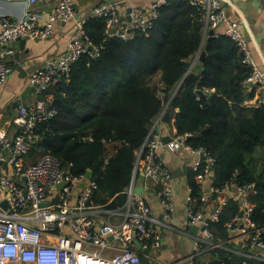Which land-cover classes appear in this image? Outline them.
Segmentation results:
<instances>
[{
    "label": "built area",
    "instance_id": "obj_1",
    "mask_svg": "<svg viewBox=\"0 0 264 264\" xmlns=\"http://www.w3.org/2000/svg\"><path fill=\"white\" fill-rule=\"evenodd\" d=\"M11 1L23 4L25 9L19 16L0 14V89L14 70V64L7 63L1 56L12 52L10 47L15 41L46 39L53 33L55 23L68 22L75 16L74 0H41L53 3L51 13L41 24L39 15L33 12V5L38 0ZM186 1L201 13L205 31L213 29L216 36H228L235 43L242 54V62L251 68L247 81L264 89V72L252 59L248 40L241 34L242 21L228 17L222 0ZM167 2L151 0L148 13L132 6L121 12L119 1L99 2L89 17L104 21L102 44L95 46L84 23H77L66 51L33 70L28 76L29 83L42 95L60 81H68L73 64L81 57L95 59L99 56L103 42L148 35L158 17V9ZM158 94L163 95L161 91ZM256 103H264V96ZM167 107L168 103H165L152 121L137 154L133 178L125 191V204L106 208L105 205H93L91 201L97 188L93 178L65 172L54 155L45 154L33 163L25 162L24 156L39 138L38 123L54 117L57 109L48 97H39L30 104H18L15 108L18 133L9 137L5 129H0V162H6L13 170V175L4 173L0 177V190L7 201L5 209L0 205V264H164L153 260L149 252L162 245L158 224L173 228L162 223L142 195L135 192V173L141 168L144 176L157 185L156 195L163 208V218L169 222L175 209V192L172 171L164 163L158 151L160 147L176 151L183 146L195 155L192 170L196 172L195 178L201 188L210 179L215 161L203 148L194 149L185 143L189 134L175 135L164 142L158 126ZM201 160L205 164L200 170ZM82 182H85L84 187ZM230 188H233L235 199L240 201L242 216L238 214L226 223L229 237L219 242L212 240L209 223L218 219L228 200L216 202L208 215L204 212L206 196L200 197L201 204L196 207L191 189L187 188L185 218L190 227L197 226L196 233L186 232L193 239L192 251L185 258L187 264H211L209 260L200 262L199 257L216 248L264 262V227L257 226L251 219L250 197L256 194L255 183H226L222 188L211 185L209 191L220 193ZM89 201L91 205H88ZM135 239L140 242V249L136 248ZM141 257L147 258V262L143 263Z\"/></svg>",
    "mask_w": 264,
    "mask_h": 264
},
{
    "label": "trees",
    "instance_id": "obj_2",
    "mask_svg": "<svg viewBox=\"0 0 264 264\" xmlns=\"http://www.w3.org/2000/svg\"><path fill=\"white\" fill-rule=\"evenodd\" d=\"M84 29L95 46L102 44V19L90 18ZM202 50L206 54L197 70L191 61ZM250 74L251 68L242 62V54L228 36H210L194 6L186 0H168L158 9L148 35L103 42L99 56L81 57L68 81L42 94L44 98L52 94L50 102L57 114L38 123L39 138L24 156L25 162L51 154L73 176L91 170L97 185L93 205L123 206L137 154L152 121L168 103L176 135L189 134L187 145L203 148L214 158L212 186L255 183L251 219L264 227V171L253 158L264 145V103H244L247 88L249 96L255 93L248 86ZM157 75L159 87L151 85ZM204 164L201 160L200 170ZM195 175L191 168L186 172L198 207L204 189ZM139 178L137 171L134 182ZM210 197L216 201L218 194ZM239 213L238 200H228L218 219L209 223L214 242L229 237L226 223ZM207 259L211 264H264L223 248L211 251Z\"/></svg>",
    "mask_w": 264,
    "mask_h": 264
},
{
    "label": "crops",
    "instance_id": "obj_3",
    "mask_svg": "<svg viewBox=\"0 0 264 264\" xmlns=\"http://www.w3.org/2000/svg\"><path fill=\"white\" fill-rule=\"evenodd\" d=\"M104 1H119L121 12H124L128 7L132 6L139 7L144 12L148 13L151 4V0H74V18L68 22L55 23L53 33L50 37L46 39H18L10 47L12 52L1 56V59L7 63L14 64V70L4 86L0 89V129H5L9 137H12L19 131L16 122V106L18 104L33 103L37 98L42 97L41 94L36 92L35 87L29 83V74L33 70L43 66L45 62L55 60L64 53L69 40L75 34L77 23H86L89 20L88 18H90L89 15L93 8L99 2ZM222 5L229 18L242 21L240 27L241 34L248 40L252 59L257 64L258 68L264 72V0H222ZM24 9V5L19 2L0 0V14L19 16L23 13ZM52 9L53 3L51 2L38 0L33 5V12L39 15L41 24L45 23ZM197 55L192 58L191 67L199 70L200 66H197ZM19 66H22L20 70H18ZM158 79L159 75L151 81V85L155 83L156 86L159 87ZM248 86L254 87L255 93L253 96H249L250 89L247 88L244 103L246 105H255L259 99L263 98L264 89L257 87L256 84L248 83ZM51 96L52 94L48 93L47 97L49 100ZM177 111L178 110L175 109V112ZM165 112H168V110ZM174 120V117L169 115V121L164 122L162 120L158 126L159 133L163 139H165L164 142L169 141L176 135ZM158 151L162 155L166 166L171 169L172 172L173 170L177 171V175L173 178L175 209L169 222L164 219L163 208L156 195L157 185L145 176L142 177L139 175L140 178L135 181V185H143L142 197L150 206L155 216H157L162 223H166L167 225L170 224L173 228L171 229L167 226L158 224V230L162 237V245L159 249L149 253H151V258L156 262L164 264H187L185 258L192 251L193 239L186 234L187 231L192 232V227L188 225L185 218L184 203L188 188L186 172L190 168L192 169L196 156L188 153L183 146L176 151H171L166 146H162ZM253 158L258 160V169H260L261 172L264 171V145L255 151ZM258 169L256 172L257 174L259 173ZM211 172L210 179L202 188L204 192L201 193V196H206L204 212L208 215L212 212L216 202L223 199L236 200L233 188L217 193L218 198L216 201L210 200V196L213 194L209 191V187L211 186L209 181L212 179ZM4 173L13 175V170L10 166L5 170L2 168V165H0V177ZM6 202V195L0 190V205ZM238 203L240 204L239 200ZM110 240H112V238ZM210 253L211 252L202 254L199 257L200 262L208 260L207 258ZM143 262L146 263L147 258H144ZM245 264H256V262L251 261Z\"/></svg>",
    "mask_w": 264,
    "mask_h": 264
},
{
    "label": "water",
    "instance_id": "obj_4",
    "mask_svg": "<svg viewBox=\"0 0 264 264\" xmlns=\"http://www.w3.org/2000/svg\"><path fill=\"white\" fill-rule=\"evenodd\" d=\"M208 34L210 36H213V35H215V31L213 29H209L208 30ZM205 54H206L205 50H202V51L198 52V55H197V66H200L201 65V62H202ZM21 67L22 66H19L18 67V70H20ZM249 83L250 84H253L252 82H249ZM197 93L198 94H201V95L203 94L201 90H197ZM162 120L164 122H168L169 121V113L168 112H165L163 114ZM201 158H203V156H201ZM0 165H2V168H4L5 170L8 168V164L6 162H0ZM85 175H86L87 178H92V171L91 170H88L85 173ZM139 175L142 176V177L144 176V172H143V170L141 168L139 169ZM176 175H177V171L176 170H173L172 177L174 178ZM62 185H64V183L63 184H60L58 187H61ZM84 185H85V182H82L81 183V186L84 187ZM143 189H144L143 185H135V192L138 195H142ZM44 205H45V203H44ZM88 205H91V202L90 201L88 202ZM6 206H7V203H3L2 204V207L3 208H6ZM239 216H242V212L241 211L239 213ZM191 231L193 233H196L197 232V226H193L192 229H191ZM111 238L112 237H109V239H111ZM134 243H135L137 249H140L141 248V244H140V242L137 239L134 240ZM238 247H239V244L236 245V248H238Z\"/></svg>",
    "mask_w": 264,
    "mask_h": 264
}]
</instances>
